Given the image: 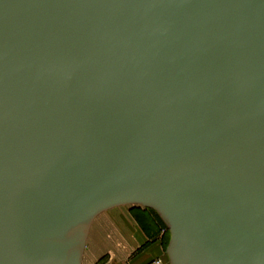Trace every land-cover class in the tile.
<instances>
[{"label":"water","instance_id":"water-1","mask_svg":"<svg viewBox=\"0 0 264 264\" xmlns=\"http://www.w3.org/2000/svg\"><path fill=\"white\" fill-rule=\"evenodd\" d=\"M121 206L169 264H264V0H0V264Z\"/></svg>","mask_w":264,"mask_h":264},{"label":"rangeland","instance_id":"rangeland-1","mask_svg":"<svg viewBox=\"0 0 264 264\" xmlns=\"http://www.w3.org/2000/svg\"><path fill=\"white\" fill-rule=\"evenodd\" d=\"M133 207L135 206H131V208ZM126 214L128 213L123 211H106L93 221L86 240L82 264H135L136 260L144 253L147 243L143 244L142 238L136 235L132 238V241L137 244L138 248L126 254V256L122 253L123 250L117 247L120 242V238L118 237L119 229L125 230L124 226H121V219L130 216ZM163 231L164 244H162V248L166 252L169 246L170 234L165 229L161 230V235ZM157 259L165 260L162 257H158Z\"/></svg>","mask_w":264,"mask_h":264},{"label":"crops","instance_id":"crops-1","mask_svg":"<svg viewBox=\"0 0 264 264\" xmlns=\"http://www.w3.org/2000/svg\"><path fill=\"white\" fill-rule=\"evenodd\" d=\"M138 207L121 206L108 210L109 212L123 211L130 215L128 218L121 219V226L123 225L125 230L119 229L118 237L120 238V242L117 247L122 249V253L126 256V254L138 248L137 244L132 241V238L137 235L142 238L143 244H147L145 245L144 253L136 260L135 264H147L158 257L166 260V252L162 248V244H164V231L162 235L160 233L161 230H168L165 222L154 210Z\"/></svg>","mask_w":264,"mask_h":264},{"label":"built area","instance_id":"built-area-1","mask_svg":"<svg viewBox=\"0 0 264 264\" xmlns=\"http://www.w3.org/2000/svg\"><path fill=\"white\" fill-rule=\"evenodd\" d=\"M122 264H128V263H122ZM147 264H169V262L168 260L154 259L148 262Z\"/></svg>","mask_w":264,"mask_h":264},{"label":"trees","instance_id":"trees-1","mask_svg":"<svg viewBox=\"0 0 264 264\" xmlns=\"http://www.w3.org/2000/svg\"><path fill=\"white\" fill-rule=\"evenodd\" d=\"M166 260H167V258H166Z\"/></svg>","mask_w":264,"mask_h":264}]
</instances>
